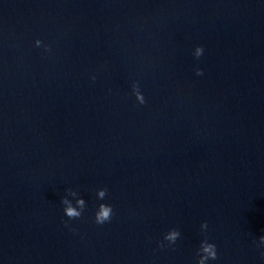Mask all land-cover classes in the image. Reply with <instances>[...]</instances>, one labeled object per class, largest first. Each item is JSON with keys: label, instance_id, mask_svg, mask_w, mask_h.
<instances>
[{"label": "clouds", "instance_id": "1", "mask_svg": "<svg viewBox=\"0 0 264 264\" xmlns=\"http://www.w3.org/2000/svg\"><path fill=\"white\" fill-rule=\"evenodd\" d=\"M35 45L37 47L41 46V41L36 40ZM45 51H50V48L48 46H44ZM203 47L202 46H197L195 48L194 56L196 58H199L203 54ZM196 75L200 76L203 75V70L197 68L196 70ZM91 79L94 81L95 76L91 77ZM132 93L136 98V101L138 104L143 105L145 104V98L143 94L140 91L139 85L137 83L132 84ZM107 188H101L97 191L96 196L98 199L103 200L105 196L107 195ZM68 194L76 196L78 195L76 191L68 190ZM61 203L64 205L63 211L68 220H75V219H80L85 208H86V202L83 198H77L75 206L70 203L67 197H62L61 198ZM113 216V209L111 205L101 203L98 205V208L95 212L94 215V222L98 225H103L106 222H110ZM65 226H68V221H65ZM208 227L207 222H204L201 224V230L204 231ZM73 231H75L73 229ZM181 233L177 229H172L168 231L163 238V241L168 242V246L174 245L177 239L180 237ZM163 241L159 242V247L163 248L165 247V244ZM259 245L264 246V235L259 237ZM197 264H206L207 261L209 260H216L217 257V249L216 245L214 243H210L208 241L207 236L203 240H201L199 248L197 249ZM262 256H264V253H262Z\"/></svg>", "mask_w": 264, "mask_h": 264}]
</instances>
